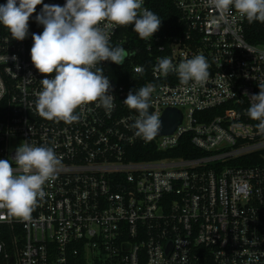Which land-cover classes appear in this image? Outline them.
Returning a JSON list of instances; mask_svg holds the SVG:
<instances>
[{
  "label": "built area",
  "instance_id": "2783aa9c",
  "mask_svg": "<svg viewBox=\"0 0 264 264\" xmlns=\"http://www.w3.org/2000/svg\"><path fill=\"white\" fill-rule=\"evenodd\" d=\"M169 1L176 26L142 46L127 37L129 25L108 31L126 58L93 71L111 80L114 108L106 114L90 102L72 123L38 114L40 79L52 74L39 73L25 39L0 26V159L26 142L53 147L60 160L29 218L0 208L6 264H264V136L246 113L264 84V41L250 42L264 23L235 11L222 19L206 0ZM196 54L208 59L209 77L187 92L175 72L154 71L158 57L179 64ZM113 66L126 68L124 82ZM149 84V111L161 118L175 109L181 122L144 140L132 127L136 110L123 101ZM187 138L198 155L171 156ZM143 149L160 156L143 160Z\"/></svg>",
  "mask_w": 264,
  "mask_h": 264
},
{
  "label": "clouds",
  "instance_id": "9594fccd",
  "mask_svg": "<svg viewBox=\"0 0 264 264\" xmlns=\"http://www.w3.org/2000/svg\"><path fill=\"white\" fill-rule=\"evenodd\" d=\"M222 19L233 11L248 22L264 23V0H206ZM144 0H65L61 6L44 0H6L0 3V26H4L15 40L29 35V19L43 26L41 33H32L30 58L33 66L45 75L35 100L38 114L48 120L72 123L80 119L75 110L90 102H97L106 114L114 108L111 80L96 68L103 61L123 65L126 50L111 45L108 31L131 25L141 39L152 38L162 20L153 11L143 8ZM37 5H42L37 13ZM103 22V25H102ZM15 59V57H13ZM209 62L202 54L173 64L169 57L157 58L154 71L167 76L175 72L181 85L204 84L209 77ZM141 71V69H137ZM258 94L249 97L247 116L257 121L254 134L264 136V84ZM152 85L130 90L123 103L136 110L138 118L132 127L135 135L151 140L159 131L161 121L150 112ZM13 163L15 167H13ZM60 160L51 146L21 143L15 154L0 159V208L9 217L27 219L37 198L45 195L43 186L55 178ZM19 173V174H17Z\"/></svg>",
  "mask_w": 264,
  "mask_h": 264
},
{
  "label": "trees",
  "instance_id": "16d2710c",
  "mask_svg": "<svg viewBox=\"0 0 264 264\" xmlns=\"http://www.w3.org/2000/svg\"><path fill=\"white\" fill-rule=\"evenodd\" d=\"M44 3H48V4H60L59 0H44ZM42 5H37V13L40 11ZM151 11H153L155 14H157L161 20V26L159 27V32L164 31L165 29H167V27H175L176 26V22L178 19V14L176 12V10L174 9V7L172 6V4L170 3L169 0H152V5H151ZM36 13H33L32 17H30L29 19V35L27 38H25L26 41V47L28 50V53L30 54V49L32 47L33 44V40H32V33H41L43 31V26L42 25H38L36 23V21L34 20ZM127 28V32L126 35L127 37H129L132 40L133 45H137V46H142V42L143 39L139 38L138 34L136 32H134L132 30V26L129 25ZM255 38L250 40V42L253 43H258V42H262L264 41V24L255 27ZM117 71L115 73V75L113 76L114 79L118 82H124L126 76H129L128 71L126 70V68L124 66L122 67H116L113 66ZM182 141H185V139H182ZM182 146V149H181ZM184 148V149H183ZM195 152V153H194ZM149 151L143 149L142 150V155L139 158L144 159H154L159 157L160 155L157 154H151L148 155ZM198 155V153H196V151H192V146L190 145V143L188 142V138H187V142L186 144H180V149L174 151L173 155L174 157H193ZM8 251V249H7ZM10 251V250H9ZM0 264H6L5 261L0 260Z\"/></svg>",
  "mask_w": 264,
  "mask_h": 264
},
{
  "label": "water",
  "instance_id": "95a60500",
  "mask_svg": "<svg viewBox=\"0 0 264 264\" xmlns=\"http://www.w3.org/2000/svg\"><path fill=\"white\" fill-rule=\"evenodd\" d=\"M160 129L155 136H161L166 134H171L175 128L181 122V114L175 109H166L161 118ZM10 264H13V259H10Z\"/></svg>",
  "mask_w": 264,
  "mask_h": 264
}]
</instances>
